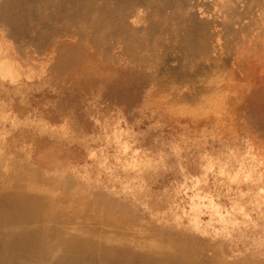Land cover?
Instances as JSON below:
<instances>
[{
  "label": "rangeland",
  "instance_id": "1",
  "mask_svg": "<svg viewBox=\"0 0 264 264\" xmlns=\"http://www.w3.org/2000/svg\"><path fill=\"white\" fill-rule=\"evenodd\" d=\"M176 1L131 39L0 29V205L38 264H264V1Z\"/></svg>",
  "mask_w": 264,
  "mask_h": 264
},
{
  "label": "bare ground",
  "instance_id": "2",
  "mask_svg": "<svg viewBox=\"0 0 264 264\" xmlns=\"http://www.w3.org/2000/svg\"><path fill=\"white\" fill-rule=\"evenodd\" d=\"M163 1H166L164 6L177 5L176 0H36V2L31 0H0V29L4 33L7 32L8 29L20 24L23 17L25 20L33 19L38 21L39 23L37 24L42 25L45 31H47L45 27L52 23L55 24L52 20L53 18H56L55 16H58V22L55 24L57 27L53 30V35L54 33L59 34L60 32L72 33L71 30L73 29L76 31L73 35L83 36V38L87 41H92L95 34L98 36L103 34L105 31L112 29L118 32V37L131 39V36L133 38V35L129 31L126 21L132 19L137 23L140 16V13H135L133 8L135 6L145 5L148 6V8L153 9L159 16H161L162 9L164 8L161 7V3ZM192 1L197 3L205 0ZM38 2L43 5L41 7H43L45 11H52L54 12V15L46 14L42 8V10H38L39 7L34 5V3ZM228 3L230 8L235 9V2L229 0ZM150 26H152L151 29L153 28V30H155L157 24L150 21ZM192 35L193 31H190L188 35L189 38ZM62 41L63 40H61V42ZM31 43L37 47H41L44 44V41L41 39ZM15 202L12 204H16ZM27 223L24 207H22L20 203L12 205V209L7 212L6 210L2 211V207L0 205V264H38L37 260L40 257V252L42 253L43 247L41 248V246H43L44 243L41 245L40 239L37 241L34 239L33 241L31 240L29 243L24 244L22 241V235ZM105 247L106 246L102 249ZM106 251L109 250H106L105 248V254ZM65 253L67 254L66 260H68V264H128L131 261H129V259H127L128 257L125 256V251L122 254L116 253L117 255H114L115 257H112L110 261L100 255L97 250H90L88 248L75 249L74 247L67 246ZM111 253L112 252H110V254ZM43 254L44 253H42V255ZM46 255L48 254L46 253ZM181 257V255L175 257L170 256V259H163L164 261L162 259H156V261L152 263L178 264L179 262L176 260ZM138 259L141 260L142 257H138ZM132 264L136 263L134 262Z\"/></svg>",
  "mask_w": 264,
  "mask_h": 264
}]
</instances>
